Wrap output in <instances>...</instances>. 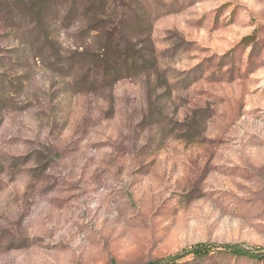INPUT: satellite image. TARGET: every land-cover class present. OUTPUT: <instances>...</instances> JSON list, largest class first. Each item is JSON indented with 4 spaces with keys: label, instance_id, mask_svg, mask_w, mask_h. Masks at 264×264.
<instances>
[{
    "label": "rangeland",
    "instance_id": "rangeland-1",
    "mask_svg": "<svg viewBox=\"0 0 264 264\" xmlns=\"http://www.w3.org/2000/svg\"><path fill=\"white\" fill-rule=\"evenodd\" d=\"M73 1L0 0V264L264 248V0Z\"/></svg>",
    "mask_w": 264,
    "mask_h": 264
},
{
    "label": "trees",
    "instance_id": "trees-1",
    "mask_svg": "<svg viewBox=\"0 0 264 264\" xmlns=\"http://www.w3.org/2000/svg\"><path fill=\"white\" fill-rule=\"evenodd\" d=\"M33 1H36L34 3H36V6L38 5L39 7V10H36L34 14V16H36L38 20L44 19L45 17L50 16V14H53L55 9L52 10V7L54 6L56 7L57 3L59 2V0H33ZM73 2H75V0ZM71 12L72 10L68 11V14H70ZM68 16L69 15H67V17ZM76 55L78 56L77 60L70 59L68 63L63 64L64 69L68 71L72 70L76 65V63L83 61L85 59H89L90 65H93L95 61L94 58L92 59L88 58L86 56L85 51H81V52L76 51ZM133 63L134 61L133 62L130 61L129 63L127 61H124L119 64V67H114L112 73H108L106 76L100 75L101 78H99L95 67L92 66L93 69L92 72H94L92 76L93 79L92 83L93 84L98 83L101 79H110V77L113 76L114 73L116 75L119 74L120 71H122L123 67H125V64H129V67L132 68L134 66ZM86 80H87L86 77H81L79 83H84ZM259 250L260 251H252L244 248L241 244L238 243H225V244L199 243L191 247L185 248L175 255L168 256L155 261H151L145 264H178V261L184 259L185 257L204 258L213 253H222L234 257H244V258L264 261V248H261Z\"/></svg>",
    "mask_w": 264,
    "mask_h": 264
}]
</instances>
